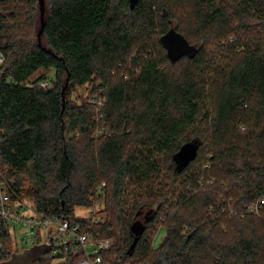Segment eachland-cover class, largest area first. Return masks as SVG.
<instances>
[{"label":"trees","instance_id":"1","mask_svg":"<svg viewBox=\"0 0 264 264\" xmlns=\"http://www.w3.org/2000/svg\"><path fill=\"white\" fill-rule=\"evenodd\" d=\"M44 1L39 46L40 0H0L11 212L20 200L80 224L112 242L109 264H264V0ZM172 28L193 59L170 61ZM77 87L87 96L70 101ZM195 139L197 158L177 171L174 155ZM14 225L0 213V262L20 252Z\"/></svg>","mask_w":264,"mask_h":264},{"label":"built area","instance_id":"2","mask_svg":"<svg viewBox=\"0 0 264 264\" xmlns=\"http://www.w3.org/2000/svg\"><path fill=\"white\" fill-rule=\"evenodd\" d=\"M3 62L4 57L1 55L0 68ZM4 185V181H0V213L4 217L11 218L16 225L22 224L26 231L28 229V233L23 239L24 244L29 243V241L34 242L33 244H47V241H45L43 237V235L47 233L45 229L55 226L56 234L59 236V239L63 238V243L60 244L59 247H54L51 255L48 256V262L58 264L59 262L65 261V254L72 248L82 253V259L78 264H109L105 261L103 253L108 252L112 248V242L110 240L95 239L91 233L83 232L80 224H73L68 218L67 220L66 218L59 219L44 216L41 212L30 207L25 201L19 200L15 202V208L18 213L11 212L10 203L12 202V196L11 193L5 191ZM42 231H46V233ZM51 233L52 232L49 230L47 235ZM48 242H50V240ZM90 245L95 246L93 251H88L89 248L87 249V246ZM59 255H62V257ZM56 260L58 261L55 262ZM48 262L40 259L35 262V264H49Z\"/></svg>","mask_w":264,"mask_h":264},{"label":"water","instance_id":"3","mask_svg":"<svg viewBox=\"0 0 264 264\" xmlns=\"http://www.w3.org/2000/svg\"><path fill=\"white\" fill-rule=\"evenodd\" d=\"M139 0H129L130 7L133 10ZM40 22L41 27L38 32L37 38L39 41V46H41V37L45 30V1L40 0ZM162 45L167 50L168 58L172 63H176L183 57H189L193 59L197 53L198 48L191 45L184 35L172 28L161 38ZM66 91V87L63 89V93ZM64 98V96H63ZM64 106V105H63ZM200 147V141L195 139L191 142L185 143L180 150L174 155L173 159L176 163V170L182 171L186 169L191 162H193L197 156ZM64 219V218H63ZM67 219V218H66ZM148 218L146 217V220ZM68 220V219H67ZM69 223V221H68ZM69 227V225H68ZM146 230V225L143 220L135 221L131 226V231L133 236H135L136 241L140 238ZM51 245L41 244L35 245L31 248L25 249L21 253H13L11 257L0 262V264H35L39 261L45 254L49 253L53 247L55 238L50 237Z\"/></svg>","mask_w":264,"mask_h":264},{"label":"rangeland","instance_id":"4","mask_svg":"<svg viewBox=\"0 0 264 264\" xmlns=\"http://www.w3.org/2000/svg\"><path fill=\"white\" fill-rule=\"evenodd\" d=\"M46 1H48V0H46ZM45 7H46V5H45ZM41 73H43V72H41ZM53 76H54L53 72L48 73L49 79L53 78ZM44 84H45V86L47 85V83H44ZM85 89L86 88H84V87H77L76 90L71 93L70 101L79 100L80 97L87 96ZM64 103H65V99H64ZM0 180H1V177H0ZM28 204L30 205V203H28ZM30 207H32V206L30 205ZM96 208H97V210H95V212L99 211L100 203L97 204ZM26 214H28V213H26ZM75 215H76V218L88 216L89 215V209L83 208V207H77V208H75ZM45 230L47 231V233L49 230L52 232L51 234L47 235L46 231H42V232L46 233V235H47V236L43 235L45 241H47V244L51 245V242H48L51 239L50 237L55 238V241L53 243V247H52L51 251L49 253L45 254L41 258L42 261L48 262L47 261V259H49L48 256L51 255V252L53 251L54 247H59L60 244L63 243L62 242L63 238L59 239V236L56 234L55 226L51 227V228H46ZM165 232H166L165 226H163L161 223L157 224V226L154 229V234L152 237V243L155 246H158V244H160V242L163 240V238L165 236ZM11 233L13 234V238H14L13 240H11V242H12L13 246L16 247V245H17L20 248L19 249L20 252H23L25 249H28V248H31L34 246V244H33L34 242H32V241H29V243H25V244L23 243V239L25 238L26 234L28 233V229L26 231L22 224L14 225V227L11 229ZM41 244H44V243H41ZM41 244H35V245H41ZM87 249H88V251H93L95 249V246H93V245L87 246ZM57 261L58 260H56L55 262H57ZM48 263L52 264L50 262H48Z\"/></svg>","mask_w":264,"mask_h":264},{"label":"crops","instance_id":"5","mask_svg":"<svg viewBox=\"0 0 264 264\" xmlns=\"http://www.w3.org/2000/svg\"><path fill=\"white\" fill-rule=\"evenodd\" d=\"M15 253H19V252H15Z\"/></svg>","mask_w":264,"mask_h":264},{"label":"flooded vegetation","instance_id":"6","mask_svg":"<svg viewBox=\"0 0 264 264\" xmlns=\"http://www.w3.org/2000/svg\"><path fill=\"white\" fill-rule=\"evenodd\" d=\"M19 253H21V252H19Z\"/></svg>","mask_w":264,"mask_h":264}]
</instances>
